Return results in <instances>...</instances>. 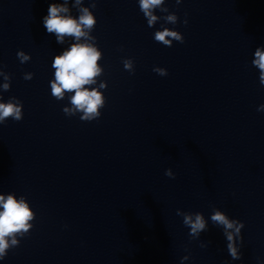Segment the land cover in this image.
<instances>
[{
    "label": "clouds",
    "instance_id": "clouds-1",
    "mask_svg": "<svg viewBox=\"0 0 264 264\" xmlns=\"http://www.w3.org/2000/svg\"><path fill=\"white\" fill-rule=\"evenodd\" d=\"M182 0H176L179 5ZM139 9L143 13L149 27H153L158 21H164L161 30L154 33V40L166 47H171L173 41L184 43V36L179 31L166 27L165 25H176L178 16L169 12L165 6V0H138ZM68 0L62 4L51 3L48 14L43 18L44 27L48 34H54L58 44H64L65 38H71L74 43L70 44L62 54L56 55L52 62L54 79L50 81L51 95L56 100H64L66 94L70 101V107L63 108L67 116L80 114L82 121L91 122L98 120L101 116V109L105 107L106 97L101 89L107 88V82H100L98 87H91L97 83V78L102 76L104 69L98 65L103 58V53L96 44V37L91 33L94 30L97 19L92 9L96 8V0H90V6H83L84 0H75L74 7L79 15L74 17L69 14ZM166 15L158 16L156 11ZM187 16V13H185ZM185 18L183 24L187 26ZM17 57L21 64L28 62L31 57L24 51H18ZM252 65L259 70V82L264 86V48L257 47L254 53ZM124 69L134 74L135 67L133 59L123 60ZM153 71L160 76H167L165 68L154 67ZM33 73H25L24 79L31 80ZM0 77L4 83L0 85L3 91L10 90L11 74L0 68ZM257 111H264V104L257 108ZM11 118L13 121L23 119V104L16 97H10L4 102L0 97V124H5ZM165 175L175 179L171 168L165 170ZM176 215L183 218V224L190 229L191 239H198L202 232L208 230V220L201 212H184L176 210ZM36 214L30 207L24 196H17L14 193L0 194V260H3L8 251L18 247L20 239L26 236L33 228V221ZM210 220L213 225L221 227L227 241V250L233 260L241 258L240 248L237 240L241 237V230L244 223L229 216L218 208L212 209ZM210 243V241H209ZM201 247L207 244L201 242ZM189 256L181 258V264L188 260Z\"/></svg>",
    "mask_w": 264,
    "mask_h": 264
}]
</instances>
